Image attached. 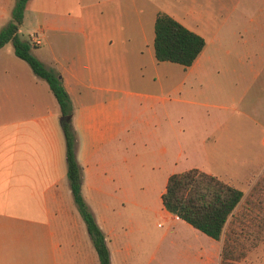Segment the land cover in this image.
I'll use <instances>...</instances> for the list:
<instances>
[{
  "label": "crops",
  "instance_id": "crops-1",
  "mask_svg": "<svg viewBox=\"0 0 264 264\" xmlns=\"http://www.w3.org/2000/svg\"><path fill=\"white\" fill-rule=\"evenodd\" d=\"M11 2L0 0V16L11 13ZM249 2L259 7L255 13L249 9L242 19L256 24L250 36L258 39L264 34V0H165L156 10L149 0L27 2L25 13L36 21L32 35L40 41L30 46L59 74L71 101L81 194L104 233L111 264L114 224L119 218L127 227L132 225L119 209L130 214L127 209L138 205L139 180L156 183V169L176 162L170 160V92L179 91L185 80L175 81V73L197 70L209 48L206 33L193 23L206 21L202 9L223 16H212L220 20L218 25L234 21L235 8ZM158 13L204 38L190 66L156 60ZM6 45L14 53L11 43L0 48V264H99L67 177L57 100L28 64L3 57ZM141 149L145 151L139 153ZM164 190L159 191L160 200ZM221 248L222 240L205 235L195 251L198 264H219Z\"/></svg>",
  "mask_w": 264,
  "mask_h": 264
},
{
  "label": "rangeland",
  "instance_id": "rangeland-1",
  "mask_svg": "<svg viewBox=\"0 0 264 264\" xmlns=\"http://www.w3.org/2000/svg\"><path fill=\"white\" fill-rule=\"evenodd\" d=\"M149 1L156 10L165 0ZM167 2L170 4L173 0ZM14 4L12 0L10 10ZM254 5L256 8L250 2L238 6L233 13L234 21L223 25L217 24L219 19L215 22L212 18L223 16L202 9L206 21L193 23L206 33L209 48L197 70L179 69L175 73V81L185 80L179 91L170 92V160L176 162L156 169L159 177L156 183L139 180L136 184L138 205L127 209H131L130 214L123 207L119 209L120 216L130 217L132 225L127 227L119 218L114 224L117 236L109 240L112 264H198L195 251L205 241V235L199 231V235L195 234L191 225L164 212L158 194L165 187L167 173L190 167L216 173L243 191L237 211L259 203L261 213L264 212V34H259L258 39L252 38L251 30L256 24L242 19L249 9L256 12L259 6ZM4 6H9L8 2ZM12 10L9 15L0 16V29L11 20ZM35 26L30 13H25L18 36L28 40ZM149 30L153 34V26ZM215 30L217 34L210 38ZM209 38L213 47L209 46ZM7 46L3 57L28 66ZM31 53L36 57L37 50L31 48ZM177 97L184 101H174ZM175 142L181 146L176 143V147ZM144 151L141 149L139 153ZM178 151H181L180 157ZM252 192L256 194L255 203L249 204L246 199ZM254 216L244 219L246 227L238 241L245 247L238 249L245 250L246 255L235 264H264V229L257 232L253 228L252 223L258 220V215ZM257 235L261 239L250 248Z\"/></svg>",
  "mask_w": 264,
  "mask_h": 264
},
{
  "label": "trees",
  "instance_id": "trees-1",
  "mask_svg": "<svg viewBox=\"0 0 264 264\" xmlns=\"http://www.w3.org/2000/svg\"><path fill=\"white\" fill-rule=\"evenodd\" d=\"M29 0H15L11 20L0 29V48L11 43L17 57L24 60L32 71L44 79L55 96L60 108L62 130L66 146L67 177L77 209L85 222L93 247L98 256L99 264H111L109 249L104 233L95 221L94 215L81 194V167L76 158V134L71 123L72 105L61 77L54 70L48 69L31 53L29 40L18 36L19 26L24 20V13ZM204 38L186 28L173 17L158 13L154 21V56L157 61H169L190 66L202 51ZM69 117L66 119L65 117ZM243 191L234 184L223 180L217 175L192 167L172 173L161 194L163 207L205 235L222 241L221 264H235L246 255L245 247L238 236L246 227V216L258 215L252 223L259 232L264 229V212L258 204L247 206L236 211L243 199ZM256 194L252 192L246 199L253 202ZM257 209L258 211H255ZM263 214L262 216H259ZM254 216V218H255ZM256 227V228H255ZM251 242L253 247L260 235Z\"/></svg>",
  "mask_w": 264,
  "mask_h": 264
},
{
  "label": "built area",
  "instance_id": "built-area-1",
  "mask_svg": "<svg viewBox=\"0 0 264 264\" xmlns=\"http://www.w3.org/2000/svg\"><path fill=\"white\" fill-rule=\"evenodd\" d=\"M29 43L31 44V46H35V45H38L40 41L35 35H31L29 38Z\"/></svg>",
  "mask_w": 264,
  "mask_h": 264
},
{
  "label": "water",
  "instance_id": "water-1",
  "mask_svg": "<svg viewBox=\"0 0 264 264\" xmlns=\"http://www.w3.org/2000/svg\"><path fill=\"white\" fill-rule=\"evenodd\" d=\"M66 119H68L69 117L67 116V117H65ZM64 119V117L62 116L61 118H60V120H63Z\"/></svg>",
  "mask_w": 264,
  "mask_h": 264
}]
</instances>
